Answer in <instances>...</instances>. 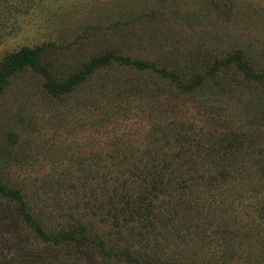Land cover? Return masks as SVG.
<instances>
[{"label": "rangeland", "instance_id": "rangeland-1", "mask_svg": "<svg viewBox=\"0 0 264 264\" xmlns=\"http://www.w3.org/2000/svg\"><path fill=\"white\" fill-rule=\"evenodd\" d=\"M23 46L55 81L108 52L187 82L240 50L262 74L264 0H0V63ZM217 67L210 84L241 75ZM44 81L25 69L0 94V183L22 196L0 193V264L23 246L47 264H264V85L183 94L121 60L65 97ZM31 224L84 233L55 245Z\"/></svg>", "mask_w": 264, "mask_h": 264}, {"label": "trees", "instance_id": "trees-1", "mask_svg": "<svg viewBox=\"0 0 264 264\" xmlns=\"http://www.w3.org/2000/svg\"><path fill=\"white\" fill-rule=\"evenodd\" d=\"M114 60H121L126 65L135 67L138 70L151 69V71L156 73L158 77H161L162 79L165 78L166 80H169L170 82L174 83L175 86L179 89V91L183 94H191L195 90H197V88L204 87L205 85L226 88V90H229L231 93L234 89V84H241L242 82H245L247 84L250 83L251 86L264 85V72L262 74L256 73L251 64H249L248 61L244 60L243 54L240 50H236L234 53L229 54L224 59L214 60L206 73L196 74L192 80H189L187 82H185L186 80H183L180 75L173 69L158 66L156 63H151L149 61L136 59L132 60L130 57H122L109 52L90 58L81 69L70 74L64 80L55 81L52 79L47 69L41 65L39 50L23 46L5 55L0 63V94L10 84V79L13 76L25 69H31L32 71L44 76L45 81L43 83V88L46 90L47 94L54 97H65L77 90L79 86L86 82L93 73L98 72L102 68L109 66ZM218 64H221L223 66L235 64L236 66H238V71L241 72V75L238 76L236 79L234 77L233 79L230 78L229 82L226 83L216 81L213 84H210V77H214L218 74ZM238 79L242 80L240 81ZM141 89L142 88H138L132 83H128L126 86L120 87V89L111 91L110 93L120 96L121 98H126L130 97L134 92L137 93V91ZM240 94L241 91L238 92V99L240 97ZM233 97L236 96L233 95ZM99 99V96L96 95L92 98V100L88 99V101L84 105L87 108L97 107L96 104H98ZM182 138L186 139L187 137ZM234 138L236 141L235 143H237L238 140H241V142L243 143L244 141H246V134L241 132L240 134L238 133V140L236 136H234ZM230 143L231 145H233L234 141H230ZM0 193L4 196H9L11 198L18 199L22 205V196L20 195L19 190L10 189L5 184L0 183ZM21 211L22 214L26 218H28V220H30L29 213L26 211V208L21 209ZM31 225L37 228V233L39 237H41L44 241L48 243L53 242L55 245H58L60 242L63 241H67L70 244V242L75 239L79 234L84 233L83 231H78V226L77 229H70L68 232L61 231L56 235V237L53 238L48 236V233L41 229V227H39L38 225ZM80 229L82 230L83 228L80 227ZM63 248L66 249L67 253H70V250L67 249V245H65ZM48 249L52 248L46 247L45 250L38 246L19 247L15 251V253L12 254L13 256L10 257L11 260L4 257V262L2 264H47L49 262V256H51L47 252Z\"/></svg>", "mask_w": 264, "mask_h": 264}]
</instances>
